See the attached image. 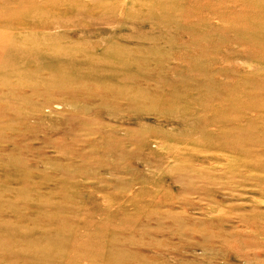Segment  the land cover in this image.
<instances>
[{
    "label": "rangeland",
    "instance_id": "obj_1",
    "mask_svg": "<svg viewBox=\"0 0 264 264\" xmlns=\"http://www.w3.org/2000/svg\"><path fill=\"white\" fill-rule=\"evenodd\" d=\"M0 264H264V0H0Z\"/></svg>",
    "mask_w": 264,
    "mask_h": 264
}]
</instances>
